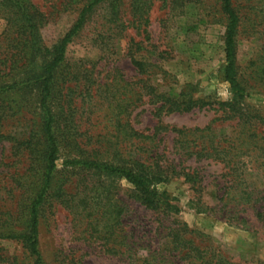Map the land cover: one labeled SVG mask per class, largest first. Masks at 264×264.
Wrapping results in <instances>:
<instances>
[{
	"label": "trees",
	"instance_id": "obj_1",
	"mask_svg": "<svg viewBox=\"0 0 264 264\" xmlns=\"http://www.w3.org/2000/svg\"><path fill=\"white\" fill-rule=\"evenodd\" d=\"M122 1L82 0L73 25L48 48L40 36L46 23L44 14L30 0H0V21L4 23L0 35V142L10 143L11 151L22 155L27 162L25 173L14 183L22 201L16 203L17 211L8 210L0 217V240L18 243L27 264H45L39 249L40 220L45 206L56 203L72 216L74 228L83 227L90 241H100L99 247L105 254L124 264H231L219 248L175 219L180 209L160 186L171 178H180L197 193L200 188L197 174L181 164L201 158L219 161L231 179L228 190L217 201L226 200L225 206L233 204L232 218L238 219L234 215L243 206L252 211L256 221L264 223V207L259 205L256 209L259 199L243 180L248 164L255 168L264 166V135L259 131L264 120L245 105L247 94L238 75L236 44L241 12L234 0L215 1L216 13L224 22L222 78L231 94L230 100L209 103L185 91L170 96L144 83L143 96L154 106L152 115L157 119L152 134L145 135L129 122L130 112L142 95L136 99L127 97L125 92L130 84L125 83L126 87L113 94L112 99L107 98L109 88L121 79L117 70L109 72L106 78L111 79L103 84H98L90 71L71 73L66 76L76 83L85 78V93L91 94L95 84L97 97L107 104L111 129L87 136V131L82 133L73 126L71 97L59 91V77L65 78L64 71L62 74L59 71L65 62L67 47L97 10L103 9L107 31L120 36L125 26L121 20ZM184 1L171 0V5L182 6ZM70 3L76 1H67L64 6ZM149 5L150 0H130L133 18L141 19ZM106 40L103 46L108 51L111 44L108 45L109 38ZM139 50L138 46L135 51L130 48L126 56L139 76L148 77L149 65L135 59L134 52ZM208 106H216L222 115L206 127L169 130L174 136L173 150L183 162L162 168L161 154L153 143L158 135L168 132L160 118ZM23 110L31 116L25 120L28 130L20 138H12L3 132V123ZM224 121L233 123L226 134L213 126ZM60 160L62 168L58 170ZM60 173L64 177H59ZM71 177L75 178L73 193L65 188L72 183ZM120 182L129 188L127 203L119 195ZM132 205L155 216L153 230L151 226H144L142 232L132 228L123 230V221L126 216L129 218ZM17 222L22 223L19 231L13 229ZM239 223L244 225L245 220L240 219Z\"/></svg>",
	"mask_w": 264,
	"mask_h": 264
},
{
	"label": "rangeland",
	"instance_id": "obj_2",
	"mask_svg": "<svg viewBox=\"0 0 264 264\" xmlns=\"http://www.w3.org/2000/svg\"><path fill=\"white\" fill-rule=\"evenodd\" d=\"M70 3L67 7L64 4ZM216 0H204L198 4L186 0L182 6L171 5V0H150L142 18H133L130 11V0H123L121 20L124 29L120 36L107 31L104 26L103 9L97 10L87 20L80 34L69 44L65 54V62L59 73V90L62 95L71 97L73 126L87 136L111 129L107 104L100 100L93 84L90 93H85V78L79 82L72 80L70 75L76 72H92L98 84H103L108 73L117 70L121 74L111 88L107 98L126 87L127 97H142L135 102L130 112L129 122L132 128L145 135L152 134L157 119L153 117L154 106L143 96L144 83L154 85L158 92L177 96L185 91L192 97L206 102H225L231 99L228 86L222 78L225 65L223 52L224 22L214 7ZM241 12V25L237 35L236 65L239 79L245 88L247 98L244 101L250 112L264 120V0H234ZM44 14L46 23L40 30V36L46 47L53 46L73 25L77 17V9L82 0H30ZM71 5V6H70ZM71 9V10H70ZM147 24L144 25V21ZM0 21V35L4 30ZM101 36V39L98 37ZM108 42L109 50L103 44ZM136 46L139 51L135 59L149 65L148 77H141L132 66L126 53ZM153 66V67H150ZM109 77V76H108ZM144 80H147L145 82ZM140 81H143L141 83ZM94 83V82H93ZM194 90V92H190ZM91 95V96H90ZM60 98V97H59ZM136 99V98H135ZM58 103V102H57ZM60 103L59 105H61ZM131 110V109H130ZM222 114L216 106L195 109L184 114H169L160 118L161 124L168 130L156 137L157 152L161 154L159 165L167 168L183 162L173 150L174 136L169 133L172 128L194 129L204 128ZM30 114L22 111L17 117L3 123L2 130L12 138H20L27 132V121ZM231 121L215 123L218 132L229 133ZM110 127V128H109ZM264 135V124L259 127ZM156 151V150H155ZM58 162V170L61 167ZM197 174L200 183L198 192H194L183 180L171 178L160 186L167 195L174 199L180 209L175 219L184 223L188 229L194 230L202 240L219 248L223 257L231 264H264V223L253 218L252 211L240 206L234 212L233 204L218 202L230 185L228 170L219 161L201 158L190 159L181 164ZM27 169V162L22 155L11 151V144L0 142V217L8 210L17 211L16 203L22 201L20 192L14 183L21 178ZM177 169H180L177 168ZM176 169V170H177ZM59 177H64L60 173ZM75 178L71 177L65 188L73 193ZM243 180L249 191H253L264 207V166L255 168L251 163L246 166ZM120 186L119 195L127 203L128 187L124 182ZM195 188V187H194ZM25 198V196H24ZM240 209H245L240 212ZM122 228L124 231L135 229L142 232L144 226H156L155 216L143 211L138 205L129 209ZM15 215V214H14ZM240 219L245 224L239 223ZM72 216L60 205L53 203L45 206L39 227V249L45 264H124L104 253L100 241L89 240L83 227H73ZM168 221V220H167ZM22 223L17 222L15 231H19ZM83 232V233H82ZM0 250L4 262L0 264H27L21 246L12 241L0 240ZM16 258V263L14 262Z\"/></svg>",
	"mask_w": 264,
	"mask_h": 264
}]
</instances>
